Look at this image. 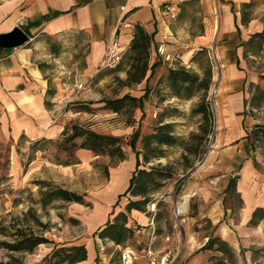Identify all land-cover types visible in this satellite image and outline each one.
<instances>
[{
  "label": "rangeland",
  "instance_id": "1",
  "mask_svg": "<svg viewBox=\"0 0 264 264\" xmlns=\"http://www.w3.org/2000/svg\"><path fill=\"white\" fill-rule=\"evenodd\" d=\"M221 2L222 0H211L214 15L213 38L207 50H201L202 52L197 54L195 68L198 71L188 68L196 72L202 80L209 77V86L203 100L207 105L209 118L198 112L203 94L198 87L199 81L191 88L192 95L173 97L165 85L166 81L161 80L165 74L156 78V67L148 78L149 89L142 109L133 106L115 112L100 108L102 102H88L100 98H114L125 92L134 96L143 93L145 79L130 85L121 84L117 80V77H120L117 72L129 64L128 51L122 54L118 64L113 67L103 65L101 60L94 66L96 73L102 70L100 77L105 78L104 80L98 82L94 74L85 84L83 81L79 86L85 92L89 88L94 90L96 99L86 97L67 101L62 103L59 110L64 126L80 122L98 132L119 136L129 135L140 121L139 136L135 144L136 150H140V167L147 170L155 168L154 184L148 183L149 201L154 200L158 205V201L163 202L159 199L162 195L176 196L184 194L185 191L217 190L222 196L223 205L229 208L220 224L212 225L207 221L198 226V223L204 221V218H199L188 226L193 230L202 228L199 240L204 244L208 237L222 240L217 234V228L223 226V234L233 241V245L225 240L231 251L222 246L221 253L214 251V247L205 248L207 258L204 264H264V223L249 228L240 220L238 211L241 199L229 185V179L237 177L238 160L252 159L264 171V136L259 134L251 138L245 134L257 125H264V95H261L264 91V33L253 35L245 42L251 33L264 31V0H250L249 3L241 5L246 17H253L259 29L248 31L245 39H241L243 51L236 60L234 51L241 38V32L232 30L231 33L220 34ZM212 50H215L216 58L212 55ZM234 79L239 81L237 88L230 84ZM94 83H97L95 87ZM214 85L216 91L212 92ZM236 89L238 93L241 90L240 94L246 99V103L243 101L244 108L236 112L239 115L232 116L229 113H232L236 105V99L232 96ZM252 94L259 96L257 104L249 102ZM188 97L189 99H185ZM80 101L88 102L95 110L76 111ZM160 121L172 122L171 133L179 139L171 144L150 143L149 150L159 155L144 160L143 137ZM59 135L60 132L51 137L38 138V141H26L25 137H20L16 142L8 141L0 147V241L13 240L18 229L32 231L49 239L48 242L38 244L32 251L0 247V262H7L11 256H15L24 264H43V257L50 252L54 243L68 245L95 237L92 232L86 230L80 214L84 215V212L92 208L96 201L94 194L103 187L106 188L110 173H114V168L118 167L122 160L111 163L112 159L108 155H95L83 148L74 149L71 154L58 151L56 146ZM123 150L125 159L134 158L130 146L123 145ZM152 152L150 155H153ZM41 179L77 192H85L88 204L83 203L80 211L74 210L73 202L55 201L46 206L40 205L37 202V180ZM120 195L127 196L123 193ZM124 197L120 199L123 200ZM196 202L198 199L194 195L190 204L195 205ZM164 213L168 218V210ZM171 216L175 223L173 228L176 230L177 247L170 253V264H181L173 255L174 252L175 255L183 252L186 240L184 220L180 214L171 212ZM130 229L128 235L131 237L132 232H137L140 226L132 224ZM106 241L103 249L110 253L116 264L120 259L123 244L121 242L116 246L109 243V240ZM193 241L196 244L198 240ZM218 244L217 240L214 246ZM103 256L97 254L99 260H102ZM73 264H96V260L93 259L92 263Z\"/></svg>",
  "mask_w": 264,
  "mask_h": 264
},
{
  "label": "crops",
  "instance_id": "2",
  "mask_svg": "<svg viewBox=\"0 0 264 264\" xmlns=\"http://www.w3.org/2000/svg\"><path fill=\"white\" fill-rule=\"evenodd\" d=\"M166 1L176 5L173 18L163 11ZM249 2L222 0L219 8L220 34L237 30L235 23L241 32L234 51L235 60L243 51L241 39H245L248 31L259 29L256 20L250 15L246 17L241 9L242 4ZM213 18L211 0H0V33L19 26L28 36L19 45H0V147L20 137L28 141L61 132L64 128L59 110L62 103L97 98L94 90L89 88L85 92L79 86L94 74L98 82L105 79L100 77L102 70L96 73L94 66L113 40L123 46V53L129 52L136 26L152 34L149 61H157L156 78L168 68H195L197 54L207 50L213 38ZM127 67L117 75L124 78ZM238 83L235 79L230 82L236 88ZM234 91L236 105L229 113L232 116L239 115L238 109L244 108L241 90ZM238 163L235 191L241 199L239 218L249 228H255L264 223V171L252 159L238 160ZM133 168L134 158L122 160L114 173H110L106 188L94 194L96 201L92 208L80 217L86 230L93 233L108 218L112 220L115 213L124 211L127 215L124 224L128 227L138 224L140 229L132 232L131 237L127 235L122 243L97 235L82 241L86 258L77 262L92 263L99 253L104 255L102 260L97 258L99 263L115 264L114 258L103 249L109 240L116 246L121 243L137 251L136 264H148L147 248L152 256L159 257L166 249L172 251L177 247L173 212L184 220L186 239L183 252L179 255L174 252L173 256L181 264H204L207 252L199 240L202 228L193 230L188 225L199 218L204 221L198 226L207 221L219 225L229 209L223 205L222 196L217 190L185 191L182 195H162L159 199L163 202L158 201L154 211L148 210L147 204L143 209L126 210L128 196L120 194L128 186ZM194 195L198 199L195 205L190 204ZM73 203L74 210L80 211L83 203ZM256 209L260 215L250 222ZM222 231L224 227L218 226L217 234L233 245ZM193 240L198 241L194 244ZM214 251L221 253L219 249ZM116 264H120V259Z\"/></svg>",
  "mask_w": 264,
  "mask_h": 264
},
{
  "label": "trees",
  "instance_id": "3",
  "mask_svg": "<svg viewBox=\"0 0 264 264\" xmlns=\"http://www.w3.org/2000/svg\"><path fill=\"white\" fill-rule=\"evenodd\" d=\"M235 27L239 30L238 25L235 23ZM264 31H255L251 33L250 37L245 41H249L253 35H263ZM152 41V34L146 32L141 26H136L134 36L131 42V50L129 51V64L126 69L125 78L117 77V80L124 85H130L133 82H140L145 79V85L143 88V93L139 96L131 95L128 92L121 94L120 96L114 98H100L98 100L88 101V102H102L100 108L111 109L112 111L118 112L123 108H130L133 106H138L140 109L143 107V101L147 96L149 86L147 84L148 78L153 74L154 68L157 61L149 63V48ZM243 42V44L245 43ZM165 80V85L170 89V93L177 97H184L192 95L191 88L193 85L199 81L198 87L203 91L202 103L198 112H201L203 117L209 118V112L207 105L203 102L205 97V92L209 86V77L202 80L200 76L193 71L187 70L183 67L178 68H168L165 75L161 78ZM264 95V91L261 92ZM259 96L252 94L249 102L251 104L258 103ZM246 103V99H243ZM88 102L80 101L76 107V111H89L93 112L95 109L88 105ZM98 107V108H99ZM144 112H141V116ZM140 116V117H141ZM172 122H159L153 127V130L143 137L144 150L142 151V156L144 160H149L151 156H157L159 153H154L149 150L150 143H167L171 144L176 142L179 138L171 133ZM140 121H138L137 127L129 134L125 136H119L112 133H102L98 132L88 125H84L80 122H73L70 125H65L61 130L59 139L57 141V150L64 151L71 154L72 150L77 148H85L91 150L94 154H106L112 160L111 163L125 159V154L123 150V145H128L132 148L134 152V168L129 177V183L123 194H127L128 202L125 205L126 210L131 208L143 209L146 202H149L147 194L150 192L148 188V183L154 184L153 173L155 168L144 169L140 167V150H136V140L139 136ZM258 129V130H256ZM264 136V125L255 126L252 130L246 132V136L255 137L258 135ZM43 138V137H42ZM41 139V138H40ZM36 139L35 141H38ZM153 155H150V153ZM59 161V160H58ZM77 162V161H76ZM70 163V162H67ZM235 181L236 177H231L229 179V185L232 186L233 192L235 191ZM38 185V199L37 202L46 206L55 201L63 202H79L88 204L85 200V192H77L60 185L53 184L49 180L41 179L37 180ZM154 189V188H153ZM238 195V193H236ZM140 195V198H131V196ZM113 213V212H112ZM260 213L258 210L252 212L250 222H254L255 218L258 217ZM126 213L124 211H118L112 217L107 219V221L100 227H98L93 234L100 238L107 237L113 239L115 242H121L130 232V227L126 226L124 223L127 219ZM218 240V245L215 249L222 250V246L226 247L227 250L231 251L227 246L226 242L223 240L208 237L206 243L203 245L205 248H212L214 243ZM49 239L43 235L35 234L32 231H23L18 229L16 236L11 241H0V247L7 248L9 250H25L32 251L38 244L48 242ZM86 258V247L84 243H73V244H60L54 243L49 253H47L43 259V264H73L77 261ZM96 264L97 256L95 257ZM0 264H24L20 258L11 256L7 262L1 261Z\"/></svg>",
  "mask_w": 264,
  "mask_h": 264
},
{
  "label": "built area",
  "instance_id": "4",
  "mask_svg": "<svg viewBox=\"0 0 264 264\" xmlns=\"http://www.w3.org/2000/svg\"><path fill=\"white\" fill-rule=\"evenodd\" d=\"M124 6H121L123 8ZM169 17H175L176 15V5L174 2L166 1L164 3V10ZM127 24V23H126ZM124 48L123 46L117 41L113 40L111 44L108 46V48L105 51V54L103 58L101 59V62L103 65L107 66H115L118 64V62L121 59V56L123 54ZM212 55L216 58L215 50H212ZM216 91V86L214 85L212 87V92ZM156 201L150 200L147 202V209L150 211H154L156 209ZM176 213H179V207H176ZM171 250L168 248L166 249L159 257L152 256L150 253V250L147 248L145 250V254L149 255V263L148 264H170L171 259L170 258ZM137 257V252L131 248L128 245L123 246L120 249V263L121 264H136L135 259Z\"/></svg>",
  "mask_w": 264,
  "mask_h": 264
},
{
  "label": "water",
  "instance_id": "5",
  "mask_svg": "<svg viewBox=\"0 0 264 264\" xmlns=\"http://www.w3.org/2000/svg\"><path fill=\"white\" fill-rule=\"evenodd\" d=\"M27 39V34L19 26H15L8 32L0 33L1 46L19 45Z\"/></svg>",
  "mask_w": 264,
  "mask_h": 264
}]
</instances>
